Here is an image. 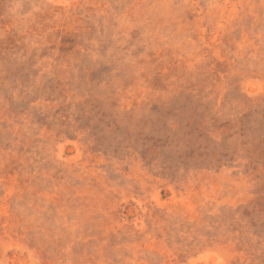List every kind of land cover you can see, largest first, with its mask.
<instances>
[{
	"label": "rangeland",
	"instance_id": "obj_1",
	"mask_svg": "<svg viewBox=\"0 0 264 264\" xmlns=\"http://www.w3.org/2000/svg\"><path fill=\"white\" fill-rule=\"evenodd\" d=\"M0 264H264V0H0Z\"/></svg>",
	"mask_w": 264,
	"mask_h": 264
}]
</instances>
